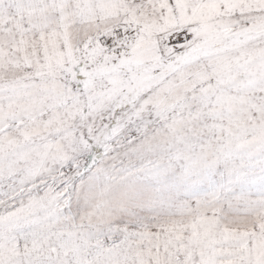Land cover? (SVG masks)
Listing matches in <instances>:
<instances>
[{
    "label": "snow or ice",
    "instance_id": "6c2138e0",
    "mask_svg": "<svg viewBox=\"0 0 264 264\" xmlns=\"http://www.w3.org/2000/svg\"><path fill=\"white\" fill-rule=\"evenodd\" d=\"M0 264H264V0H0Z\"/></svg>",
    "mask_w": 264,
    "mask_h": 264
}]
</instances>
